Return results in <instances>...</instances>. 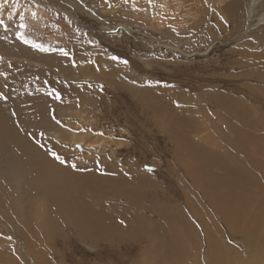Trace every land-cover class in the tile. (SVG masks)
<instances>
[{
  "label": "rangeland",
  "instance_id": "1",
  "mask_svg": "<svg viewBox=\"0 0 264 264\" xmlns=\"http://www.w3.org/2000/svg\"><path fill=\"white\" fill-rule=\"evenodd\" d=\"M253 1L0 0V129L69 171L46 196L0 130V264H264V178L240 226L221 206L264 131ZM57 193L110 237L64 223Z\"/></svg>",
  "mask_w": 264,
  "mask_h": 264
},
{
  "label": "bare ground",
  "instance_id": "2",
  "mask_svg": "<svg viewBox=\"0 0 264 264\" xmlns=\"http://www.w3.org/2000/svg\"><path fill=\"white\" fill-rule=\"evenodd\" d=\"M256 1L257 0H254L252 5H250V9L248 10V15L253 12L254 5H255ZM236 3L239 4L238 1ZM260 20L264 21V14L261 16ZM0 111H2V110H0ZM6 120H10V119H6ZM8 123L2 124L1 125L2 129H0V130H3L4 133H7V134H5V136H8L11 140H13L12 143H19V145L16 147H18L17 149L22 154H24V156H25L24 162L25 163H23V161H20L19 160L20 158L17 160H19L20 162L25 164L27 167H30L32 169V171L34 172L33 174L35 176L37 175V177H40V178L43 177L42 179L45 178V180L37 178L39 181L40 180L44 181L43 185L45 186L44 188L46 189V191H43V193L47 192V193H49V195H52V194H56V193H54L55 190H57L55 192H58L61 190H62V192H64L63 188L61 190H59L60 188L57 189V186H55L56 188L54 189V181H55V177H57L59 175V173H65V172L68 173L69 171H67L63 168L62 169L60 168L61 170L59 172H57L58 170L55 168L56 164L55 163L53 164L52 160H49V161L46 160V161L42 162V161L34 158L33 154L31 156V151H32L31 147H29V146L26 147L24 145H21L20 144V138L18 135H16L17 137L14 139L13 134L15 135V133L8 128L9 125L11 124V123H9V125L7 126L6 124H8ZM3 132H2V134H3ZM6 138H4V139H6ZM9 138L6 140L7 142L9 141ZM261 139H264V131L260 132L257 135H254V136L252 135L251 142L249 144L246 143L243 146H241V149H242L241 151L243 154L242 156H244L248 160L247 166H249L250 169H249V167L243 168V167H239V166H237V167L234 166L235 169H233V171H234L233 175H234V173H237V180L238 181L240 180L239 185L241 184L242 188L240 187L241 185L239 187L237 186V188H236L235 187L236 184H235L233 186L234 188H236L235 190L230 191L229 193L226 191L221 195L222 196V198H221V200H222L221 204L222 205L221 206H222V208L224 206V208H227V210L230 208L229 211L233 214L232 217L234 218L232 220V223L235 224V226H238L240 224V222H242V221H246L245 219H242V218H244V214H243V211H245L244 208L251 206L253 199H254L253 198V194H254L253 190L250 189L251 186L257 184V183H255L257 181V177L264 178L263 177L264 176V147H263L264 145H262L260 143ZM21 159H23V158H21ZM20 162H19V164H20ZM49 165H52V169L49 167ZM23 168L28 169L26 167H23ZM230 170L232 171V169H230ZM70 174H72V173H70ZM58 178H60V177H58ZM79 178H80V176H79ZM79 178L77 181L81 182L87 188V190H89L90 192H92L94 190V188H95L94 183L95 182L90 179L91 177H88L87 179L86 178L79 179ZM34 182H37V181L34 180ZM51 182L53 183V185H51L52 184ZM59 187H61V186H59ZM44 188H42V189H44ZM226 188L228 189V187H226ZM65 191L68 192L69 191L68 188L65 189ZM44 194L47 196L46 193H44ZM71 194L73 195V193H71ZM86 194H88V193L85 192V195ZM57 196H59L58 193H57ZM62 196H59V197L61 198ZM52 197H53V201H55V204H56V210H57L58 214L60 215V217L63 219V222L68 224V225H76V226L80 227L79 228L80 231L77 230V232L81 233L80 236L85 237V235H88V237H89L90 234L91 235L93 234L89 230L92 228L93 231L95 230L93 237L96 238L97 240H100L102 238L107 239L110 237V236H106L108 233H110V230L108 232V230L106 228H103L104 226H102L100 223L99 224L101 225V228H97L96 226L94 227V225H96V224H94L96 221L94 219V216L92 215V210L90 209V207H88V202L86 201V204L83 203L84 197L83 198H81V197L70 198V200H69V196H64V197H62V199L57 198L55 196H52ZM52 197L50 196V198H52ZM251 208L253 209V207H250L249 210L252 213V215H254L255 217H257L259 215L262 216V211L258 212V213L255 212V214H254L255 210H252ZM249 210H248V212H249ZM246 218H248V217H246ZM254 226L257 227L256 225H254ZM254 226H252V227H254ZM130 235H134V234H130ZM163 235L164 234H161V235H158L156 237H162ZM145 236H150V233L145 232ZM153 241H154V239H153ZM156 242H157V240H156ZM168 249L171 250L169 248V246H168ZM160 259H161V261H160ZM164 259L165 258H162V257L160 258V256H159V258L156 257L153 260L155 261L156 264H162V261ZM172 260L176 261L175 258ZM171 264H175V263H171Z\"/></svg>",
  "mask_w": 264,
  "mask_h": 264
},
{
  "label": "snow or ice",
  "instance_id": "3",
  "mask_svg": "<svg viewBox=\"0 0 264 264\" xmlns=\"http://www.w3.org/2000/svg\"><path fill=\"white\" fill-rule=\"evenodd\" d=\"M0 23H3V21H0ZM27 42V41H26ZM0 95H2V93H0ZM57 158H59V157H57Z\"/></svg>",
  "mask_w": 264,
  "mask_h": 264
}]
</instances>
